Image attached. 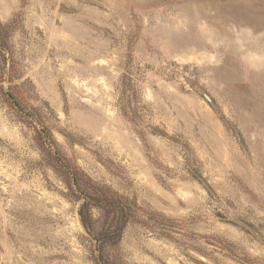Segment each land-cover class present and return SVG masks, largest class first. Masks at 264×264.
Masks as SVG:
<instances>
[{
	"label": "rangeland",
	"instance_id": "rangeland-1",
	"mask_svg": "<svg viewBox=\"0 0 264 264\" xmlns=\"http://www.w3.org/2000/svg\"><path fill=\"white\" fill-rule=\"evenodd\" d=\"M0 23V264H264V0H0ZM67 167L136 211L102 260Z\"/></svg>",
	"mask_w": 264,
	"mask_h": 264
},
{
	"label": "trees",
	"instance_id": "trees-1",
	"mask_svg": "<svg viewBox=\"0 0 264 264\" xmlns=\"http://www.w3.org/2000/svg\"><path fill=\"white\" fill-rule=\"evenodd\" d=\"M10 52L7 46L5 25L0 23V81L8 74ZM30 114V113H29ZM31 115V114H30ZM41 144L46 148L53 149L56 141L47 127H42L38 132ZM70 177L68 186L74 195L82 198L79 215L87 232L97 240L95 249L103 256L105 244H115L119 241L121 233L131 218L135 217L136 211L126 198L118 195L109 187L100 186L84 172L75 167H67ZM97 208L104 221L99 228L97 220L93 218L92 208Z\"/></svg>",
	"mask_w": 264,
	"mask_h": 264
},
{
	"label": "water",
	"instance_id": "water-1",
	"mask_svg": "<svg viewBox=\"0 0 264 264\" xmlns=\"http://www.w3.org/2000/svg\"><path fill=\"white\" fill-rule=\"evenodd\" d=\"M202 95H203V97H204L209 103H212V104H213V101H212L211 97H210L207 93L202 92ZM57 158L59 159V161L62 162V160H61V158H60L59 155H57ZM83 230L85 231V233L89 234V233L87 232V230L85 229L84 225H83ZM97 257H98L99 260H102V256H101V254H100L99 251L97 252ZM104 264H105V263H104Z\"/></svg>",
	"mask_w": 264,
	"mask_h": 264
}]
</instances>
